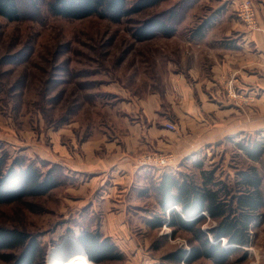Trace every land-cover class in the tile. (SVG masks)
Instances as JSON below:
<instances>
[{
    "label": "rangeland",
    "instance_id": "374dc122",
    "mask_svg": "<svg viewBox=\"0 0 264 264\" xmlns=\"http://www.w3.org/2000/svg\"><path fill=\"white\" fill-rule=\"evenodd\" d=\"M19 1L21 19L10 21L0 15V151L11 158L24 155L37 159L45 170L56 164L60 184L47 194L0 204V225L39 234L47 246L46 264L50 250L63 247L68 237L79 243L77 235L82 227L97 229L103 237L110 238L124 257L97 263L87 255L90 264H187L173 263L164 256L177 248H190V243H196L192 234L179 231L172 235L166 223L157 228L148 225L147 219H152L160 208L154 194L145 195L138 190L149 185L151 179H158L165 170L198 173L199 168L194 165L197 159H201L204 168L214 169L219 178L232 184L239 170L256 166L262 175L264 195V152L255 160L237 143L264 142V75H258L264 70L255 66V82L248 92L243 89L238 84L239 50L236 59L232 57L235 51H229V69L219 67L223 70L219 84L225 106L218 109L223 114L219 117L223 132L219 131L209 144L179 164L174 165L173 161L142 172L147 174L135 178L133 196L129 198L124 192L122 205L99 201L105 188L106 192L114 189L110 188L112 176H107L103 183L92 181L82 189L88 175L72 172L56 159L62 155L57 148L60 144L72 147L82 140L113 133L123 101L152 90L167 93L169 73L176 68L194 65L200 71L207 69L209 54L218 43L213 40L205 44V37L223 36L227 44V29L237 19L248 29L264 31L256 0H252L256 27L240 18L242 0H186L190 6L179 18L175 32L169 36L158 33L151 38L137 37V28L182 0H161L119 22L96 15L69 19L52 14L48 0ZM136 1L128 0V5ZM206 19L212 25L203 36H196V27ZM222 19L223 23L217 26ZM244 70L249 72L251 67ZM203 110L201 117L209 121L205 127L210 130L215 126L213 113L209 108ZM170 123L176 125L173 130H180L181 123ZM189 126L200 132L204 127ZM146 153L163 152L146 150L139 156ZM116 198L121 196L112 201ZM261 213V219L252 227L251 242L232 253L223 264H264V205ZM215 223L208 217L202 228L207 230ZM0 264L7 263L0 258ZM193 264L214 263L202 258Z\"/></svg>",
    "mask_w": 264,
    "mask_h": 264
},
{
    "label": "trees",
    "instance_id": "16d2710c",
    "mask_svg": "<svg viewBox=\"0 0 264 264\" xmlns=\"http://www.w3.org/2000/svg\"><path fill=\"white\" fill-rule=\"evenodd\" d=\"M160 1L137 0L129 6L128 0H48L47 7L52 14L69 19L96 15L119 22ZM189 6L182 0L164 13L149 18L137 28V37L151 38L158 33L172 35ZM0 15L10 21L21 19L20 1L0 0ZM211 25L210 19H206L196 27L194 34L203 36ZM237 143L252 159H259L264 152L261 140ZM194 165L199 168L198 173L165 170L158 179H151L149 185L138 190L141 194H154L160 208L146 222L156 228L166 223L172 229V235L179 231L192 234L196 243H190L188 249L177 248L169 252L165 259L193 264L207 258L214 264H223L232 253L251 242L252 227L262 217V175L256 166H248L236 173L232 184L219 178L214 169L204 168L201 159L194 161ZM59 178L56 164L45 170L37 159H28L24 155L11 158L4 150L0 151V204L47 194L60 184ZM208 217L216 223L205 230L202 224ZM77 239L88 257L97 263L124 258L117 245L97 229L82 227ZM46 255L47 246L39 234L0 225V258L7 264H46Z\"/></svg>",
    "mask_w": 264,
    "mask_h": 264
},
{
    "label": "crops",
    "instance_id": "0c3cea01",
    "mask_svg": "<svg viewBox=\"0 0 264 264\" xmlns=\"http://www.w3.org/2000/svg\"><path fill=\"white\" fill-rule=\"evenodd\" d=\"M256 2L260 9L259 22L262 24L264 0ZM223 21L224 19L220 20L217 26ZM227 30L226 35L230 39L227 44L223 41V36H207L203 39L205 44L213 40L218 43L217 48L211 45L214 51L209 54L211 61L207 69L200 71L194 69V65L185 69L176 68L172 74L169 73L167 93L152 90L144 96H136L120 104L119 116L115 118L117 129L110 135L106 132L99 137L82 140L79 144L73 141L72 147L63 144L57 147L62 154L61 157L57 156V161L72 172L88 175L84 180L87 184L80 186L82 189L92 181L101 180L103 183L107 176H112L115 183L113 182L110 188L114 189L106 192L105 188V194L100 195L99 201L105 200L109 205H122L125 203L123 193L131 198L135 178L147 174L142 172H149L152 167L140 162V153L146 150L169 153L174 158L173 164H179L183 158L209 144L211 138L218 136L219 131L223 132V122L219 118L223 114L218 110L225 106L222 103L224 100L219 84L220 71L223 70L219 67L223 65V69H229V65L231 66L228 60L229 53L231 54L229 51H235L232 57L236 59V51L239 50L241 56L237 59L240 60L241 75L238 74V84L247 92L257 77L254 67L261 66L260 69L264 70V31L248 29L239 19L233 20ZM247 67H251V71L246 72L244 68ZM258 75H264V71ZM262 86L264 89V82ZM208 108L212 111L215 121V126H211L210 130L205 127L209 121L201 117L204 116L201 109ZM167 121L181 123L180 130L169 129L166 126ZM194 124L199 127L204 125L201 127L203 131L189 126ZM46 157L50 158L47 154ZM112 196L121 198L112 201Z\"/></svg>",
    "mask_w": 264,
    "mask_h": 264
},
{
    "label": "built area",
    "instance_id": "2783aa9c",
    "mask_svg": "<svg viewBox=\"0 0 264 264\" xmlns=\"http://www.w3.org/2000/svg\"><path fill=\"white\" fill-rule=\"evenodd\" d=\"M240 18L250 27H256V12L252 0H242L239 8ZM169 129H176L173 123H166ZM173 156L171 154L146 153L140 157V162L150 166H166L173 163Z\"/></svg>",
    "mask_w": 264,
    "mask_h": 264
},
{
    "label": "bare ground",
    "instance_id": "6f19581e",
    "mask_svg": "<svg viewBox=\"0 0 264 264\" xmlns=\"http://www.w3.org/2000/svg\"><path fill=\"white\" fill-rule=\"evenodd\" d=\"M48 264H90V261L82 246L68 237L63 247L50 250Z\"/></svg>",
    "mask_w": 264,
    "mask_h": 264
},
{
    "label": "water",
    "instance_id": "95a60500",
    "mask_svg": "<svg viewBox=\"0 0 264 264\" xmlns=\"http://www.w3.org/2000/svg\"><path fill=\"white\" fill-rule=\"evenodd\" d=\"M86 253V252H85ZM86 255H87V253H86Z\"/></svg>",
    "mask_w": 264,
    "mask_h": 264
}]
</instances>
